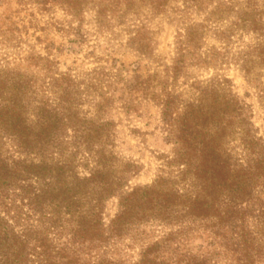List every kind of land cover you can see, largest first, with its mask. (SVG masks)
I'll return each instance as SVG.
<instances>
[{
    "label": "rangeland",
    "instance_id": "1",
    "mask_svg": "<svg viewBox=\"0 0 264 264\" xmlns=\"http://www.w3.org/2000/svg\"><path fill=\"white\" fill-rule=\"evenodd\" d=\"M156 7L152 0H87L74 15L58 4L24 7L11 0L0 5V75L9 79L8 85L14 77L28 82L23 116L28 125L46 121L52 126L43 140V149L56 141L43 154L51 160L48 166L62 157L56 148L61 143L67 150L62 158L73 161L63 171L67 182L73 173L88 175L95 163L80 164L86 155L82 151L76 158L70 155L78 130V136L97 142L106 171L122 179L120 189L104 202L106 227L119 211L121 196L134 188L157 183L165 191L190 190V175L175 160V136L163 119L168 94L175 97L177 112L216 87L230 103L222 138L226 153L245 158V136L264 149V0H167ZM183 42L184 63L174 73ZM0 155L5 164L26 159L1 134ZM3 187L14 185L6 180ZM67 202L73 209L86 208L84 201L79 206L72 198ZM4 203L15 208L9 198ZM52 210L56 221L59 205L52 203ZM61 215L70 218L62 210ZM0 216L8 218L1 211ZM251 218L256 230L258 222ZM178 227L152 219L131 236L108 240L100 253L117 264H136L149 244ZM199 228L182 242L183 248L212 256L217 264H237L235 256L213 243L208 230ZM261 240L264 244V236Z\"/></svg>",
    "mask_w": 264,
    "mask_h": 264
},
{
    "label": "trees",
    "instance_id": "2",
    "mask_svg": "<svg viewBox=\"0 0 264 264\" xmlns=\"http://www.w3.org/2000/svg\"><path fill=\"white\" fill-rule=\"evenodd\" d=\"M14 1L24 7L58 4L76 15L87 0ZM185 1L198 4L211 0ZM6 2L11 0H0V5ZM165 2L152 0L156 8ZM0 26H4L2 20ZM183 45L184 42L178 47L180 58L173 67L174 73L184 63ZM260 55L264 63V51ZM12 79L8 85L9 79L0 75V134L9 137L16 151L26 159L5 164L0 155V182L3 181L0 211L8 216L6 219L0 216V264H117L100 253L108 240L131 236L136 227L152 219L179 227L164 239L149 244L136 264H217L212 256L183 248L185 240L199 227L209 231L216 240L213 243H220L235 256L237 264L262 262L264 149L258 146V140L245 136L242 138L248 152L245 158L236 159L226 153L222 138L227 129L230 103L226 96L217 93L216 87L204 90L205 98L184 104L177 112H174L173 106L178 105L172 94L164 100L163 119L175 136L178 147L175 160L182 166L181 172L190 175V190L165 191L157 183L134 188L121 196L119 211L106 227L102 219L103 205L108 197L115 195L122 179L106 171L109 166L104 163L105 156L98 145L95 149L97 142L78 136V130L73 142L75 150L70 155L76 158L82 151L86 155L80 164L95 163L88 175L73 173L67 182L63 171L73 161L62 158L67 150L61 143L56 148L62 157L56 165L52 162L48 166L51 160L43 154L53 146L54 139L44 149L43 140L49 136L52 126L46 121L28 125L23 118L26 114L24 90L28 82L20 77ZM6 180L13 182L12 189L3 190ZM7 198L12 201L13 210L4 203ZM70 198L77 206L84 201L86 208L73 209L71 202H67ZM52 203L60 208L56 221ZM61 210L70 218H63ZM32 215L38 216L36 221ZM251 217L258 222L256 230L251 229ZM41 218L43 226L38 230L36 225Z\"/></svg>",
    "mask_w": 264,
    "mask_h": 264
}]
</instances>
